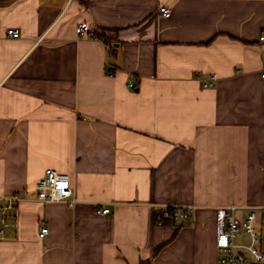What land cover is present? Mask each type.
I'll list each match as a JSON object with an SVG mask.
<instances>
[{
	"label": "crops",
	"instance_id": "1",
	"mask_svg": "<svg viewBox=\"0 0 264 264\" xmlns=\"http://www.w3.org/2000/svg\"><path fill=\"white\" fill-rule=\"evenodd\" d=\"M262 35L264 0H0V264H217V209L264 208Z\"/></svg>",
	"mask_w": 264,
	"mask_h": 264
},
{
	"label": "built area",
	"instance_id": "2",
	"mask_svg": "<svg viewBox=\"0 0 264 264\" xmlns=\"http://www.w3.org/2000/svg\"><path fill=\"white\" fill-rule=\"evenodd\" d=\"M159 14L169 17L171 10L162 8ZM79 37L89 36L87 23H81L76 29ZM8 36L14 39L20 38L18 29H10ZM264 43V35L260 37ZM114 75V72L111 73ZM264 77V74L262 75ZM216 77L205 82L206 87H212ZM129 88L136 89L137 82L134 78L129 81ZM38 200L42 203H67L72 206L73 191L69 176L61 174L54 169H48L45 176L37 183ZM22 198L18 195L0 197V239L3 237L7 223V217L11 213H17L18 204ZM192 206H159L155 213V221L158 225H168L176 222H187L192 215ZM109 208L99 210L100 214L107 215ZM264 223V208L250 210L244 219L237 216L236 207H222L216 211V249L217 264H264V246L262 243L259 224ZM47 227H42L41 236L48 235ZM243 233V236H242Z\"/></svg>",
	"mask_w": 264,
	"mask_h": 264
},
{
	"label": "trees",
	"instance_id": "3",
	"mask_svg": "<svg viewBox=\"0 0 264 264\" xmlns=\"http://www.w3.org/2000/svg\"><path fill=\"white\" fill-rule=\"evenodd\" d=\"M99 38L103 39L106 43L109 41L106 39V32L102 31L101 34L98 36ZM139 264H152L151 261H141Z\"/></svg>",
	"mask_w": 264,
	"mask_h": 264
}]
</instances>
